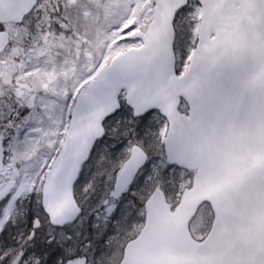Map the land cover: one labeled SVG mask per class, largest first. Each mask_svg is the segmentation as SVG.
Here are the masks:
<instances>
[{
  "label": "snow or ice",
  "instance_id": "obj_1",
  "mask_svg": "<svg viewBox=\"0 0 264 264\" xmlns=\"http://www.w3.org/2000/svg\"><path fill=\"white\" fill-rule=\"evenodd\" d=\"M0 264H264V0H0Z\"/></svg>",
  "mask_w": 264,
  "mask_h": 264
}]
</instances>
